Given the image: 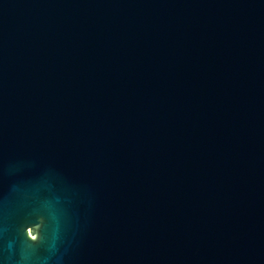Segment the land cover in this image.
Instances as JSON below:
<instances>
[{
  "label": "water",
  "instance_id": "95a60500",
  "mask_svg": "<svg viewBox=\"0 0 264 264\" xmlns=\"http://www.w3.org/2000/svg\"><path fill=\"white\" fill-rule=\"evenodd\" d=\"M0 264H264V0H0Z\"/></svg>",
  "mask_w": 264,
  "mask_h": 264
}]
</instances>
